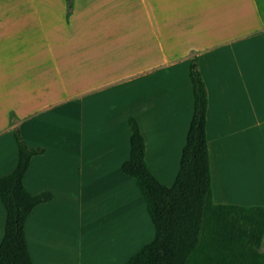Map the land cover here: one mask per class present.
<instances>
[{
  "label": "crops",
  "instance_id": "1",
  "mask_svg": "<svg viewBox=\"0 0 264 264\" xmlns=\"http://www.w3.org/2000/svg\"><path fill=\"white\" fill-rule=\"evenodd\" d=\"M113 1L88 0L81 3L77 0L67 19L51 24L44 22L43 14L37 8L42 31L51 36L55 32L59 34L57 45L29 46L10 42L7 27L4 28L3 25L17 9H11L7 11L9 13L0 16V139L3 134L11 133L15 126L32 119L50 104L57 105L72 97L82 102L89 95H104V99L112 102V94L116 88L122 87V97L118 98L120 104L114 111L104 112L110 125L108 134L114 142L102 144L74 139L67 143V163L63 160L58 167L62 173L60 182H70V187H73L76 185L75 178L80 180L86 175L91 176L106 183L104 185L98 182L95 185L98 190H105V193L101 192L99 199H103L109 206H120L123 196L129 195L130 176L122 171L126 176H120L119 189L114 191L110 179L104 176L106 168L100 166L111 163L113 158L121 157L122 169L123 163L130 156L131 132L128 119L134 116L138 119L145 138L146 160L150 169L160 181L171 180V186L179 172L182 151L194 114L189 64L194 56H198L209 91L207 138L212 183L216 173L217 185L221 188V192L215 191L213 184L214 198L220 202L225 200L224 204L264 206L263 192H247L248 188L256 185L252 182L256 181L253 172L247 161L244 162L251 157V151H224L227 144L237 145L241 138L249 144L264 134V0H202L204 8L197 16L191 13L192 9L188 7L190 4L184 2L180 13H169L167 24L164 23V18L148 12L144 21L136 18L130 25V30L117 33L113 30L90 29L87 36L80 39L81 43H58L63 38L62 35L72 37L82 31L62 29L63 26L71 28L82 10L93 16L92 12L98 5L107 6ZM20 11L21 14L27 13L25 8H20ZM126 17L131 21L135 18L132 15ZM145 21L151 27V39L144 36ZM55 28L58 29L54 30ZM120 42L119 49L111 45ZM50 60L54 62L50 64ZM177 72L184 74L185 90L177 89ZM18 73H23V81L21 79L14 85ZM67 79L71 81L66 82ZM166 79L169 81L166 82ZM68 83L77 86L73 87L72 95H60L57 91ZM49 98L51 100L42 103ZM92 108L100 110L96 106ZM12 117L17 120L13 122ZM116 131L120 134H116ZM34 132L36 130L30 131ZM29 138L31 146H43L47 149L44 155L32 159L24 178L27 189L32 194H39L49 191L48 186L42 184V178L45 173L54 172L52 165L61 161L62 157L59 158L58 153L62 148L56 147L53 154V149L46 145L49 143L43 141L42 136ZM18 154L17 159L14 154V164L8 174L16 168ZM1 155L0 144V157ZM52 156L55 159L52 160ZM234 185L246 192L223 193L225 186L230 188ZM55 196L54 194L52 201L44 204L54 203ZM1 204L3 205L2 201L0 243L6 224V210L3 205L4 212ZM33 213L35 214L33 211L27 220L28 233ZM111 241L99 242L102 247H96L98 244L94 240L83 242L80 239H69L67 243L58 239L42 241L40 254L35 257L34 263L76 264L74 261L80 254L90 252L86 255L90 256V264H115L116 250H113Z\"/></svg>",
  "mask_w": 264,
  "mask_h": 264
},
{
  "label": "rangeland",
  "instance_id": "2",
  "mask_svg": "<svg viewBox=\"0 0 264 264\" xmlns=\"http://www.w3.org/2000/svg\"><path fill=\"white\" fill-rule=\"evenodd\" d=\"M75 1L77 0H73V7L75 6ZM86 1L88 0H80L81 3ZM184 2L190 4L188 7L192 9L191 13L195 16L200 15L204 8L202 0H114L112 4H107V6L103 4V6L98 5L93 10L94 12H92L93 16H90L82 10L79 16L75 18L74 25H72L71 28L65 26L62 28L63 30L74 28L76 30L81 29L82 31L73 34L72 37L67 35L69 38H67L66 35H62L63 38L58 43L62 42L64 45H71L74 42L76 44L79 42L81 43L80 39L87 36L88 30L90 29H97L99 31L113 30L117 33L126 29L130 30V25L134 23V20L138 18L144 21L148 12L152 15L157 14L164 18V23L167 24L166 20L169 13H180L182 11L180 8H184ZM20 8L27 9L26 15L21 14ZM37 8H39L40 12L43 14L44 22L47 24L64 18L67 19L73 11V8H69L67 0H0V16L9 13L7 11L11 9H17L15 10L16 12L14 11L15 13L13 15H10L11 18L8 22L3 25L4 28L7 27V32H9L7 36H9L10 42L16 44L25 43L29 46L39 44L57 45V36L59 34L57 35V32H55L51 36L42 31L43 27L39 24L40 17L36 12ZM170 8L172 9L171 11ZM127 15L135 16V18L131 21L126 17ZM145 24L144 36L151 39L153 36L151 31H149L151 27L148 26L147 21H145ZM0 30H2V28H0ZM162 34H164V32H162ZM48 35L50 37H48ZM120 44L121 42L117 44L112 43L111 45L114 46L113 48L119 49ZM17 62H19V60ZM40 62L41 61H39V63ZM53 62L54 61L50 60L49 63L52 64ZM22 77L23 73H18L15 77L14 82L16 84L14 85H17L21 79L23 81ZM187 78H189V76ZM39 79L41 78L39 77ZM69 80L71 81V79H67L66 82ZM167 80L168 79H166V82L169 81ZM176 85L177 89L185 90L186 88L184 74L181 72H177ZM11 87L14 86L11 85ZM73 87L75 88L77 86L71 83L64 84L63 89H59L57 92H59L60 95L71 96L74 91ZM121 88H116L114 91L115 93L112 94L114 98L112 102L111 100L104 99V95H89V97L82 102L74 100L72 97L68 100L58 102L57 105L50 104L49 107L37 112L32 119H27V122L22 121L21 125H18L22 135L29 144L31 143L29 137L42 136L43 141L49 143L46 145L53 149V154L56 147L62 148L58 153L59 158L62 157L61 161L56 165H52V170H54V172L45 173L42 178V184L48 186L47 189L56 195L55 201L49 205H40L38 206L40 209L37 210V207L35 209L37 211L34 210L35 214L33 213V218L29 223V233L27 222L28 240L35 263V257L40 254V245L42 241L47 242L58 239L59 241L67 243L69 239H80L83 242L84 240H94L98 244L96 247H102L99 242L106 243L112 240L113 250H116V256L114 258L116 261L114 263L124 264L131 256L155 237L154 225L134 178L128 177L131 181L129 195L123 196V203L120 206L115 204L109 206L105 204L103 199V201L99 199V197H101V192L105 193V190H98L95 185L100 181L91 176L88 177L86 175L80 180H76L75 178L76 185L73 187H70V182L66 181L65 184L60 182L62 173L61 169H58V167L63 163V160L67 163V143H70L74 139L80 140V142H102V144L104 142H114V139L108 134L110 125L107 122L108 118L105 119L104 117V112L105 110L114 111L116 106L120 104L118 98L122 97L123 91L120 93L122 90ZM49 100L51 99L43 100L42 103H46ZM98 102L100 103L99 105ZM92 106H96L97 109L100 108V110H95ZM95 113L96 116H94ZM16 120V117H12L13 122ZM97 125L98 127H96ZM33 130H36V132L30 133V131L32 132ZM116 132V134L119 133V131ZM0 144L2 152L0 157L1 177L7 175L11 171V166L14 164L15 160L14 154L17 159L18 148L13 132L3 134L0 139ZM227 145V148L224 149L225 152L234 150L244 153L248 150L251 151V157L248 160H244V162L247 161L248 167L251 169V172H253V178L256 181L252 182L256 185H253L250 189L248 188L247 192H249V190H254L251 194L256 192L264 193V134L263 136L261 135L258 140L251 141L249 144L241 138V141L237 145ZM63 153L64 155L62 156L61 154ZM53 159H55L54 156H52V160ZM121 159V157H116L111 159V163L100 166L106 168L104 176L110 179L109 182L112 184V189L114 191H116L117 188L119 189L120 176H126L121 169ZM249 160L251 161L249 162ZM161 181L168 186L172 183L171 180L168 182L162 179ZM100 183L102 184L103 182ZM103 184L105 185L106 183L104 182ZM213 184L215 191L219 190V192H221V188H218L217 185L216 173ZM223 189V193L246 192V190L243 191L240 187L235 185L230 188H226L225 186ZM214 201L216 203H225V200L220 202L216 197ZM1 206L4 210L2 204ZM261 250L264 251V239ZM89 254L90 252L86 255ZM86 255L80 254L78 259L74 262H76V264H90V256ZM68 263L73 264L72 262Z\"/></svg>",
  "mask_w": 264,
  "mask_h": 264
},
{
  "label": "trees",
  "instance_id": "3",
  "mask_svg": "<svg viewBox=\"0 0 264 264\" xmlns=\"http://www.w3.org/2000/svg\"><path fill=\"white\" fill-rule=\"evenodd\" d=\"M70 9L73 0H67ZM194 114L174 183H162L146 160V142L138 119L129 117L130 156L122 171L135 179L155 228V237L124 264H264V206L216 203L207 138L209 91L199 57L190 61ZM18 163L0 177V199L6 210L0 264H35L26 231L34 209L54 199L32 194L24 178L32 159L44 155L31 146L19 126L12 130Z\"/></svg>",
  "mask_w": 264,
  "mask_h": 264
}]
</instances>
